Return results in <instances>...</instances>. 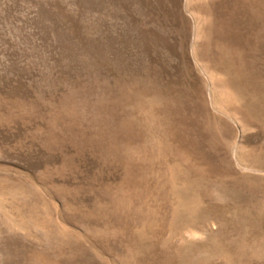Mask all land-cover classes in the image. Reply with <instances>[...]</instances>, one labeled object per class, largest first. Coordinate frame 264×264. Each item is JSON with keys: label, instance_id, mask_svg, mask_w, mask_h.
Here are the masks:
<instances>
[{"label": "rangeland", "instance_id": "rangeland-1", "mask_svg": "<svg viewBox=\"0 0 264 264\" xmlns=\"http://www.w3.org/2000/svg\"><path fill=\"white\" fill-rule=\"evenodd\" d=\"M0 264H264V0H0Z\"/></svg>", "mask_w": 264, "mask_h": 264}]
</instances>
